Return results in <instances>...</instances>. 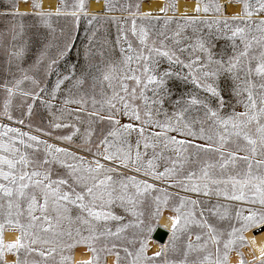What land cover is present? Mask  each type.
Wrapping results in <instances>:
<instances>
[{"label":"snow or ice","instance_id":"snow-or-ice-1","mask_svg":"<svg viewBox=\"0 0 264 264\" xmlns=\"http://www.w3.org/2000/svg\"><path fill=\"white\" fill-rule=\"evenodd\" d=\"M228 4H238L239 10L225 15L217 0H206L194 11L213 15L179 18L166 15L167 5L159 8L165 13L160 17L141 11L139 0L121 4L119 10L128 16L117 29L120 56L107 61L100 49L97 61L86 48L80 68L67 61L73 47L71 29H61L60 42L52 18L78 21L81 13L88 14L86 0L71 5L60 0L54 12L32 0V13L19 11L16 0H10L0 11V16L12 17L0 30V264H71L65 250L77 244H87L94 254L78 264H96L94 245L100 240V250L109 252L120 242L125 255L121 261L115 252L117 264H230L232 251L239 257L237 264H264V249L252 261L238 250L248 243L246 231H253V243L256 233L264 234V0H228ZM105 10L115 11L116 5L105 0ZM32 14L49 29L43 42L35 39L37 33L29 35L31 26L24 23ZM129 19L131 27L126 29ZM111 20L116 23L118 18ZM33 44L36 51L29 58ZM89 79L90 93L82 91ZM103 82L110 94L101 88L97 99L96 85ZM89 101L93 109L89 117L107 119L113 127L95 144V151L89 147L91 129H85L84 145L75 147L125 169L131 165L136 173L195 198H173L167 188L135 175L114 180L110 173L117 168L98 159L86 164L85 157L70 148L11 126L14 122L32 128L25 119L30 121L42 107L54 120L49 121V130L36 127L35 132L71 142L80 129L60 121L66 116L80 120ZM101 111L108 115L101 116ZM118 114L136 123L121 124ZM58 129L70 130L54 136ZM133 132L138 133L134 155L128 141ZM109 137L120 142L115 151ZM141 141L154 153L163 147L145 162ZM164 149L174 155L165 156ZM161 159L162 170L157 163ZM152 190L157 194L149 197ZM212 197L228 203L213 202ZM68 205L79 210L75 219L87 226L88 235L80 228L73 232L61 227L63 220L71 224L73 219L67 215ZM116 206L133 219L118 223L113 231L107 222L125 218L112 211ZM165 208L174 214L160 225ZM6 227L18 233L14 239L5 241ZM159 227L168 230V241L149 255L152 234ZM8 254L14 258L8 260Z\"/></svg>","mask_w":264,"mask_h":264},{"label":"rangeland","instance_id":"rangeland-1","mask_svg":"<svg viewBox=\"0 0 264 264\" xmlns=\"http://www.w3.org/2000/svg\"><path fill=\"white\" fill-rule=\"evenodd\" d=\"M19 1H25V2H31L32 0H16V2L18 3ZM105 3V0H103ZM147 1V2H155L157 4L158 7V11L159 8L164 7V6H168V11L166 13V15H175L176 14V7H177V3L179 1L182 0H139L140 3V10H141V3ZM193 2L194 7L196 6V4L199 2L201 4V7H203V4L206 2V0H190ZM10 0H0V11H5L9 5ZM40 2L42 3V6L45 10H50V11H55L56 7L60 4V0H40ZM90 0H86V6L88 9V5H89ZM110 2L114 3L116 5V9L115 11H105L104 13H98V14H80L79 20L76 21L74 20L72 17H67V19L63 16L61 17H55L53 16L52 18V25L53 27L56 29L55 32V36L56 38L62 42L64 40V36L61 35V29H71V36H72V40L71 43L73 45V47L70 49L69 54L67 56V61L71 62V63H76L77 67L80 68L84 63H85V59H84V50L87 48L89 49L95 60L99 61L100 57L98 55V50L103 49L104 53H105V59L107 61H114L116 60L119 56H120V52H119V46L116 44V39H117V35H118V26L121 22H123V20L128 16L127 12H121L119 10V7L121 4H126V3H132L135 2V0H110ZM218 3L222 4V3H227L228 0H217ZM65 3H67L68 5H71L72 3H74V0H65ZM28 13H32L28 12ZM122 14V15H111V14ZM163 16L165 15V13H160ZM195 15H198L200 17H204L205 15L211 16L213 15L212 13H204L203 11L196 13ZM93 16H95V19H93ZM115 16L118 18L117 22L114 23L111 20V17ZM160 16V17H163ZM170 17H174V18H179V16H170ZM182 17V16H180ZM12 17L11 16H0V30H3L4 28H6L9 23L11 22ZM92 21L91 24H89V21ZM19 21V18H17V22ZM137 21L139 23V17H137ZM163 21H161L162 23ZM24 23L26 25L31 26L29 28V35H31L32 33H37V36L35 37V39L43 42V40L48 36L49 33V29H47L45 26H43L42 24L39 23L38 18L35 17L34 14L24 18ZM131 27V21L130 19L128 20V23L125 25L126 29H130ZM170 27L172 29H175L176 27V23L175 20L173 21V23L170 25ZM189 34L191 32V30L189 29ZM127 35L129 37V39L133 40V43L135 44V40L134 38L131 36V32L128 31ZM91 37V40L89 39ZM121 44L126 47V44H124L123 42V38H121ZM36 47L37 45L33 44L29 53V58H31V55L36 51ZM80 52L81 55L77 56V52ZM64 67V63H61V68ZM3 72H2V66H0V77H2ZM54 79V77H53ZM92 80L89 79L87 81V83L83 86L82 91H86V92H91L92 90ZM101 88H103L104 92L106 94H110V89L108 88L107 82H103V84H99L97 83L96 85V97L97 99L100 98V90ZM57 106H59V102H57ZM68 108H74L76 107L75 105H68ZM98 107V106H97ZM92 106L91 103L89 101L88 106L85 108L84 111H82L81 113H79L81 119L80 120H75L72 119L71 117H64L61 119V123H65V124H75L77 128L80 129V131L73 136V139L71 142L69 141H62V140H57L54 139L53 137L50 136H44L42 133H37L35 132V128L36 127H41L44 128L45 130H49L48 129V123L49 121H53L54 117L48 114L47 109L42 108V107H38L36 109V115H34L31 120L29 121L27 118L25 119V125H27L29 122L32 124V128H28L26 126H21L18 124H15L14 122H11V126L13 127H21L23 131H30L32 132V134L35 135H41V137L43 139H46L49 141V143H52L54 145H57L59 147H65V148H70L72 151L77 152L78 155L85 157V163L86 164H90L92 163V161L94 159H98L102 164L105 165H111L112 167H115L118 169V171L116 172H112L110 173V175L113 176L114 180H119L121 178L122 175H135L137 177L138 180H148L149 183H154L156 184V186L159 187H164L167 188V190L169 192L172 193L173 198L181 196V195H191L193 196V198H195V194L192 193H185L182 189H177V188H172L169 187L168 185L162 183L161 181H157V180H153L151 179V177H147L144 176L141 173H136L135 171L132 170V166L129 165V167L127 169L123 168L121 165L117 164H113L111 161H106L103 159L102 156H97V157H93V155L87 151H81L79 148L75 147V145H80L83 146L84 145V136H85V129H91L92 135H91V140H92V144L89 145V147H93V151H95V144L99 143V140L103 138L104 135H107V132L110 131L113 127V125L107 120H101L98 117H92L90 118L88 113L90 111H92ZM238 111H242V108H238ZM101 116H107L108 113L107 111H101L100 112ZM116 119H118L120 121L121 124H127V123H136L134 120H130L128 117L123 116V115H117ZM161 119H163V117H161ZM91 121V122H90ZM4 123H10L7 120L3 121ZM70 129H58V130H54L53 135L54 136H58V135H67ZM149 132L152 131V129L148 130ZM155 131H159V129H155ZM168 135L171 136H177L178 139H185V137L182 136H178L177 133L175 132H169ZM110 140L114 141V148L113 151H115V147H119L120 142L118 140H114V138L109 137ZM138 139V133L133 132L129 135L128 137V141L129 143L132 144V153L133 155L135 154L136 151V141ZM197 143H201L202 141H196ZM163 147V145H161L160 147H158L155 150V153H159L161 151V148ZM101 151H103V148L101 147ZM140 151L141 153H147L143 159L146 162V160L153 156L154 150L153 148L149 147L148 149H144L143 147V141H141L140 144ZM163 154L165 156H171L174 155V153L171 151V149H164L163 150ZM71 162V161H69ZM158 164H160L161 168L160 170H162L163 167V160H159L157 161ZM94 166V165H93ZM57 170L58 171H63V169H59L58 166ZM55 178V177H54ZM77 190H79V188H77ZM157 193L155 192V190H152L151 193L149 194V197H154ZM213 202H216L217 200H219L221 203H228V201H225L223 197H212L211 198ZM234 203H239V202H234ZM246 207V206H245ZM258 207V205H257ZM68 213L67 215L71 216L72 222L70 224V222L68 220H63L61 222V227L67 229V228H71L73 230V232H75L76 228H80L81 229V233L83 235H88V229L86 225H82L80 224V222L78 220L75 219V217L78 215V209L73 206V205H68ZM112 211H114L116 214L118 215H123L125 218L122 222H117V221H109L107 222V227L111 228L113 231L115 230V228L117 227L118 223H128L129 221H131L133 219V217H131L130 215H127L123 212V209L116 206L112 208ZM174 213H172L168 208H165L164 211L161 214L160 217V221H161V225L165 224L167 222V218L170 215H173ZM245 214H247L245 212ZM50 215L55 216V213H50ZM86 216V214H84ZM105 225L100 224L99 227H103ZM221 226H226V222H221ZM132 229L129 228L126 230V233L128 234L129 238H131V233H132ZM18 233L15 230L9 229L6 227L3 235H4V239L5 241H9L15 238V236ZM153 235V234H152ZM249 245L252 246V248L254 249L255 253L257 256H259V250L264 247V234H260L259 232L255 234V242L253 243V231H246L243 234ZM194 238V237H193ZM168 241V238L166 240V242ZM165 242V243H166ZM119 243L117 249L113 250L112 252H109L107 249L101 251L100 249L103 247V240L98 241L94 246L97 248V252L95 254L96 256V264H106V260L108 258V256L110 255H115V252H119L120 253V257H121V261H123L124 258V252H123V248L119 247ZM79 247H85L86 249L89 250V247L87 244H77L75 245L74 248H72L70 251L65 250V255H69L71 257V264H73V252L79 248ZM242 247H239V251L241 250ZM90 251V250H89ZM92 256L94 255L92 253V251H90ZM214 252V249H213ZM233 252L236 251H232L229 254V258L232 255ZM11 255V254H8ZM213 258H215L213 256ZM117 259V257H116Z\"/></svg>","mask_w":264,"mask_h":264},{"label":"bare ground","instance_id":"bare-ground-1","mask_svg":"<svg viewBox=\"0 0 264 264\" xmlns=\"http://www.w3.org/2000/svg\"><path fill=\"white\" fill-rule=\"evenodd\" d=\"M31 2H25V1H19V11L21 12H31ZM91 7V14H98V13H104L105 10V3L103 0H90L89 2ZM223 6V12L225 15H230L235 11L239 10L238 4L229 5L227 3H222ZM194 4L190 0H182L177 3L176 7V14L175 15H168V16H184L187 15H195L194 11ZM141 11H151L154 16H163L162 14H159L157 4L155 2H147L144 1L141 3ZM90 14V15H91ZM161 223V221H159ZM166 229V228H165ZM167 230V229H166ZM161 244L155 240H151V247L149 248V255L156 251ZM244 254V259L247 261H252L253 256H256V253L251 245L247 244L246 246H243L240 250ZM91 252L86 249L85 247H79L73 252V264H78L79 261H88L92 258ZM8 260H12L14 257L12 255H7L6 257ZM239 257L237 256L236 252H233L232 255L229 258L230 264H237ZM106 264H117V259L114 255L108 256L106 260ZM258 264V261L256 262Z\"/></svg>","mask_w":264,"mask_h":264},{"label":"water","instance_id":"water-1","mask_svg":"<svg viewBox=\"0 0 264 264\" xmlns=\"http://www.w3.org/2000/svg\"><path fill=\"white\" fill-rule=\"evenodd\" d=\"M90 4L88 5L87 13L91 14ZM111 15H122V14H111ZM160 223V222H159ZM161 225V224H160ZM168 238V230L164 227H159L152 235V239L159 242L160 244H164Z\"/></svg>","mask_w":264,"mask_h":264},{"label":"clouds","instance_id":"clouds-1","mask_svg":"<svg viewBox=\"0 0 264 264\" xmlns=\"http://www.w3.org/2000/svg\"><path fill=\"white\" fill-rule=\"evenodd\" d=\"M262 249H264V247H262Z\"/></svg>","mask_w":264,"mask_h":264}]
</instances>
